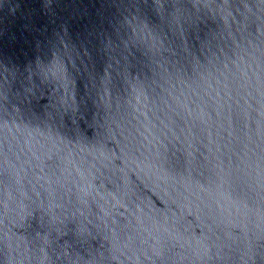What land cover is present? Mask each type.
Here are the masks:
<instances>
[{
  "label": "water",
  "instance_id": "1",
  "mask_svg": "<svg viewBox=\"0 0 264 264\" xmlns=\"http://www.w3.org/2000/svg\"><path fill=\"white\" fill-rule=\"evenodd\" d=\"M0 264H264V0H0Z\"/></svg>",
  "mask_w": 264,
  "mask_h": 264
}]
</instances>
